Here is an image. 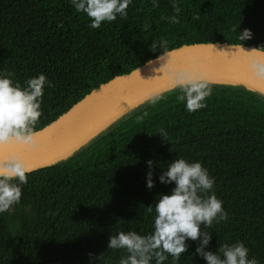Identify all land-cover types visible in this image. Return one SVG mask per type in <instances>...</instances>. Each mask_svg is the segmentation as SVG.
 I'll return each mask as SVG.
<instances>
[{
	"label": "trees",
	"instance_id": "16d2710c",
	"mask_svg": "<svg viewBox=\"0 0 264 264\" xmlns=\"http://www.w3.org/2000/svg\"><path fill=\"white\" fill-rule=\"evenodd\" d=\"M88 24L69 0H0V71L12 72L21 85L40 73L52 83L45 87L35 130L96 86L155 58L161 50H150L154 39L167 40V50L238 44L237 32L249 29L252 38L241 43L264 47V0H156V6L132 0L126 18L97 29ZM211 87L201 110L187 112L179 91L170 88L77 156L30 172L20 203L11 214H0V264H118L124 253L107 248L110 235L151 231L147 207L174 186L160 184L158 176L178 157L208 169L228 213L227 221L208 229L206 250L242 241L249 257L264 264V97L240 85ZM187 243L177 264H205L195 255L198 242Z\"/></svg>",
	"mask_w": 264,
	"mask_h": 264
},
{
	"label": "clouds",
	"instance_id": "9594fccd",
	"mask_svg": "<svg viewBox=\"0 0 264 264\" xmlns=\"http://www.w3.org/2000/svg\"><path fill=\"white\" fill-rule=\"evenodd\" d=\"M152 2L156 6V0ZM69 3L76 13L89 19V28L97 29L104 22L126 18L132 0H69ZM168 19L172 23L179 22L178 17ZM252 35L249 29L237 32L238 44L233 49L246 55L247 71L251 76L264 80V59H261L264 47L245 51L241 43L250 40ZM168 43L161 37L150 44L152 52L161 50L157 57L161 61L159 69L170 82V87L179 91L177 99L187 112L205 108L206 99L212 92L209 79L195 63L185 65L167 59ZM209 46L216 48L213 43ZM12 77V72L0 71V214H11L21 201L22 188L32 170L24 153L38 148L35 125L42 115L45 87H52L43 73L29 77L23 85ZM159 134L163 135L162 132ZM146 164V187L151 190L155 186L153 161L148 160ZM158 181L174 186L167 194H159L147 207L153 214L151 231L146 234L134 230L117 231L108 239V249L124 253L118 264H163L169 259L171 264H177L181 254L188 250L187 241L198 242L195 255L202 257L205 264H259L254 256L249 257V249L242 241L219 244L215 253L206 250L212 239L208 229L213 223L219 224L229 217L223 201L214 191L215 178L200 161L175 158L161 169ZM201 225L205 230H201Z\"/></svg>",
	"mask_w": 264,
	"mask_h": 264
},
{
	"label": "water",
	"instance_id": "95a60500",
	"mask_svg": "<svg viewBox=\"0 0 264 264\" xmlns=\"http://www.w3.org/2000/svg\"><path fill=\"white\" fill-rule=\"evenodd\" d=\"M210 43L216 48L210 47ZM234 45L237 44L189 43L169 49L166 58L179 64L195 63L207 78L224 80L209 81L211 84L240 85L264 97L252 87L256 84L264 88V80L251 76L247 71L246 55L235 52ZM243 47L245 51L256 48ZM160 55L96 86L55 120L36 130L37 150L24 153L31 172L61 162L124 116L170 89V82L159 69L161 61L157 57Z\"/></svg>",
	"mask_w": 264,
	"mask_h": 264
},
{
	"label": "rangeland",
	"instance_id": "374dc122",
	"mask_svg": "<svg viewBox=\"0 0 264 264\" xmlns=\"http://www.w3.org/2000/svg\"><path fill=\"white\" fill-rule=\"evenodd\" d=\"M89 144H90V141H89L88 143L84 144L83 146H81L80 148H77V149H76L75 151H73L69 156L63 158V159L61 160V162H62V161H67V160H69L70 157H72V156H77V155L80 154L85 148H87V146H89Z\"/></svg>",
	"mask_w": 264,
	"mask_h": 264
},
{
	"label": "bare ground",
	"instance_id": "6f19581e",
	"mask_svg": "<svg viewBox=\"0 0 264 264\" xmlns=\"http://www.w3.org/2000/svg\"><path fill=\"white\" fill-rule=\"evenodd\" d=\"M209 79V81H213V82H224V80H222V79H214V78H212V77H209L208 78ZM252 87H254L258 92H260V93H262V94H264V88L263 87H261V86H258V85H253Z\"/></svg>",
	"mask_w": 264,
	"mask_h": 264
}]
</instances>
